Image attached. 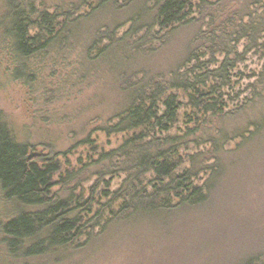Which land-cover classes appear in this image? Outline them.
<instances>
[{
	"label": "trees",
	"instance_id": "1",
	"mask_svg": "<svg viewBox=\"0 0 264 264\" xmlns=\"http://www.w3.org/2000/svg\"><path fill=\"white\" fill-rule=\"evenodd\" d=\"M0 2L14 80L83 23L99 22L83 62L119 59L76 167L0 116V187L24 209L2 226L15 264H67L128 230L157 264H264V0Z\"/></svg>",
	"mask_w": 264,
	"mask_h": 264
},
{
	"label": "rangeland",
	"instance_id": "2",
	"mask_svg": "<svg viewBox=\"0 0 264 264\" xmlns=\"http://www.w3.org/2000/svg\"><path fill=\"white\" fill-rule=\"evenodd\" d=\"M1 3L0 18H3L6 10ZM98 24L94 21L74 26L75 40L71 38L66 44L58 42L49 54L33 57L28 62L30 78L17 80L12 73L20 68V63L9 53L7 36L3 33L7 24L0 25V116L12 123L22 142L53 143L61 152L71 149V168L77 166L80 156L87 154L81 142L106 123L116 96L113 81L119 59L83 62V44L87 43L81 41L85 42L89 31ZM262 191L254 205L258 206L257 219L264 227V188ZM22 210L15 201L5 198L0 187V264L16 263L8 255L2 226ZM147 234L128 230L119 243L114 239L99 252L92 249L84 255L70 256L67 264H157L163 250ZM40 262L58 264L51 260Z\"/></svg>",
	"mask_w": 264,
	"mask_h": 264
}]
</instances>
